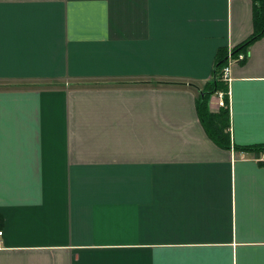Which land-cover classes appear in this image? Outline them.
<instances>
[{
    "label": "crops",
    "instance_id": "crops-1",
    "mask_svg": "<svg viewBox=\"0 0 264 264\" xmlns=\"http://www.w3.org/2000/svg\"><path fill=\"white\" fill-rule=\"evenodd\" d=\"M253 30L251 0H0V264H264L233 147L264 143V31L223 80L230 149L196 106Z\"/></svg>",
    "mask_w": 264,
    "mask_h": 264
},
{
    "label": "trees",
    "instance_id": "trees-1",
    "mask_svg": "<svg viewBox=\"0 0 264 264\" xmlns=\"http://www.w3.org/2000/svg\"><path fill=\"white\" fill-rule=\"evenodd\" d=\"M253 3V33L241 45L233 48L232 55L236 56L243 48L247 47L255 38L264 31V0H251ZM227 54L219 52L214 70L213 79L205 86V92L201 93L197 100V113L208 137L219 147L230 149L231 139L229 133V109L226 83L222 80L221 71L226 65ZM222 93V106L216 112L208 109L209 98ZM234 149L240 152H247L264 164V143L247 146L233 145ZM1 224V218H0Z\"/></svg>",
    "mask_w": 264,
    "mask_h": 264
},
{
    "label": "built area",
    "instance_id": "built-area-1",
    "mask_svg": "<svg viewBox=\"0 0 264 264\" xmlns=\"http://www.w3.org/2000/svg\"><path fill=\"white\" fill-rule=\"evenodd\" d=\"M244 58H245V55L242 53H238L236 56H233L232 54H228L226 65L222 68V71H221L222 80L228 81L230 79L229 74H230L231 64L234 61H241ZM218 98H219L218 104L222 105L223 104L222 93H218ZM1 235H2V231L0 230V237H1Z\"/></svg>",
    "mask_w": 264,
    "mask_h": 264
}]
</instances>
